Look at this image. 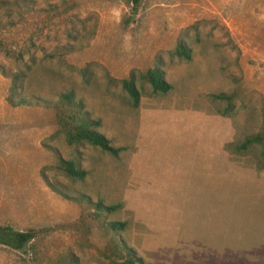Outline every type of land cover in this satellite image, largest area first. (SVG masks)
I'll list each match as a JSON object with an SVG mask.
<instances>
[{
	"label": "rangeland",
	"instance_id": "obj_1",
	"mask_svg": "<svg viewBox=\"0 0 264 264\" xmlns=\"http://www.w3.org/2000/svg\"><path fill=\"white\" fill-rule=\"evenodd\" d=\"M178 38L189 60L171 54ZM156 57L171 88L137 79L133 108L107 77L137 78ZM0 67L23 73L16 99L59 104L71 89L122 148L66 144L54 107L9 104L11 78L0 72V224L34 233L25 252L0 244V264H105L102 220L125 221L119 233L145 264L226 242L264 249L260 145L238 146L264 137V0H141L133 16L126 0H0ZM58 157L84 177H67ZM85 198L120 206L96 214Z\"/></svg>",
	"mask_w": 264,
	"mask_h": 264
},
{
	"label": "trees",
	"instance_id": "obj_2",
	"mask_svg": "<svg viewBox=\"0 0 264 264\" xmlns=\"http://www.w3.org/2000/svg\"><path fill=\"white\" fill-rule=\"evenodd\" d=\"M126 2L130 5V16H133L136 13L141 0H126ZM193 29H195L194 26ZM171 54L178 58L189 60L190 48L183 39L178 38ZM161 65V58L156 57L151 67L147 68L145 71L137 73V78L133 71H130L126 77L120 79H114L111 77L107 78L108 80L119 83L120 87L128 96L130 106L135 108L138 105L140 96L139 88L136 84L137 79L147 82L153 92L165 93L171 88L170 83L164 78ZM0 72L11 78L10 91L7 97L9 104H28L33 102L35 104H43L46 106L52 105L54 107L55 123L58 130L63 135L66 144H89L100 148L112 156H117L118 152L122 149L119 146L110 144V140L97 130V127L100 124L99 119L90 116L89 112L85 110L83 102L74 97V93L71 89L61 91L57 94V100L60 102L59 104H56L53 100L44 99L35 95H31L29 98L22 97L16 99L13 92L15 87L21 82L23 73H7L2 67H0ZM89 72L87 66H83L79 69L81 79L84 83H88L89 81ZM211 97L219 100L230 99V96L225 92L212 93ZM251 143H258L260 145V163L261 167L264 168V137L259 133L247 135L238 146L243 148ZM58 158L59 164L67 177L71 179H82L84 177L86 171L81 168L78 163L73 162L71 159ZM42 177L46 185L52 191L56 192L63 198H69L67 193L63 192L54 183L50 182L45 175H42ZM84 201L96 212V214L102 213L103 215L107 212L118 209L120 206L119 203L106 205L99 199L96 201H90L85 198ZM99 224L104 230L105 237L104 247L98 252L101 258L105 259V264H145L142 258L136 255L133 248L126 244L125 240L119 233V231L125 228V221L102 220ZM33 237L34 233L32 230H19L13 228L9 224H0V244L13 250L25 252V249L29 246ZM69 255L70 259L72 261L74 260L73 263H75L76 257L73 253H69Z\"/></svg>",
	"mask_w": 264,
	"mask_h": 264
},
{
	"label": "crops",
	"instance_id": "obj_3",
	"mask_svg": "<svg viewBox=\"0 0 264 264\" xmlns=\"http://www.w3.org/2000/svg\"><path fill=\"white\" fill-rule=\"evenodd\" d=\"M20 230V229H19ZM229 239L228 237L226 238ZM226 240V241H227ZM263 250L260 248H232L229 243L226 242L220 248L211 247L204 250L186 251L185 258L179 261V264H264ZM192 255H190V253ZM184 255V254H183ZM192 256L191 259H187V256ZM262 256V259H261ZM175 259H168L166 262L169 264L175 262Z\"/></svg>",
	"mask_w": 264,
	"mask_h": 264
}]
</instances>
